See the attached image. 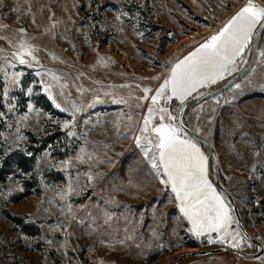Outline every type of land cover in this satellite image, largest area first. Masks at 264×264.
I'll use <instances>...</instances> for the list:
<instances>
[{"label":"rangeland","instance_id":"374dc122","mask_svg":"<svg viewBox=\"0 0 264 264\" xmlns=\"http://www.w3.org/2000/svg\"><path fill=\"white\" fill-rule=\"evenodd\" d=\"M244 2L0 0V92L8 93L0 98V264H165L202 250L175 194L154 177L136 147L134 137L142 135L139 126L151 103L139 98L144 87L153 90L149 97L154 94L166 69L218 31ZM253 2L264 7V0ZM21 28L35 48L30 67L12 58ZM99 58H107V66ZM246 66L239 65L233 76ZM16 72L22 73L21 83L12 87L8 81ZM248 79L237 82L241 89L203 102L198 122L192 108L183 122L190 130L198 123L246 231L264 247V63ZM73 105L82 109L75 120ZM159 106L178 113L181 105L174 99ZM105 213L112 217L108 223ZM241 246L249 249L245 253L259 250L247 241ZM225 256L178 264H225ZM239 259L264 264V250Z\"/></svg>","mask_w":264,"mask_h":264},{"label":"snow or ice","instance_id":"6c2138e0","mask_svg":"<svg viewBox=\"0 0 264 264\" xmlns=\"http://www.w3.org/2000/svg\"><path fill=\"white\" fill-rule=\"evenodd\" d=\"M17 10L13 9V11ZM117 19L120 17L118 16ZM3 27L0 25V28ZM24 31L23 28L19 30L21 39L18 50L12 54V58L20 65L30 67V61H36L37 58L34 55L33 45L22 38ZM261 38H264V7L255 5L253 0H245L244 4L218 31L166 69L167 75L155 88L154 94L149 97L153 90L149 87L142 89L144 95L139 99L150 98L151 103L147 105V114L143 116L139 126V132L142 135L134 137L136 147L140 150L151 173L175 194L176 206L191 225L189 229L191 234L196 238L206 236L209 244H227L234 249L240 248L241 243L248 238L239 227L230 230L229 226L234 220L231 214L233 209L226 193L218 191L210 178V157L202 151L198 141L200 135L198 123L189 130L183 122V113L189 98L197 101L206 98L207 94L198 93L199 89L215 85L218 81L233 76V73L239 70V65H248L243 70V79L251 83L248 77L256 71V64L264 63V48L260 46ZM0 39L4 37L0 36ZM249 54H254L251 62L247 58ZM25 57H29L30 60H26ZM106 60L107 58H99L98 63L104 61V66H107ZM12 66L15 67V64ZM21 75L20 72L13 73L9 78V85L19 86ZM53 79L57 77L54 76ZM65 87H67L66 84L61 85V89ZM241 87V83L233 82L227 86V90H239ZM28 91L31 92L32 89L29 88ZM60 94L64 93L61 91ZM7 95L6 90L0 92V98ZM48 99L56 108L65 111L52 95H49ZM174 99L180 102L179 113L170 110L167 106L158 107L161 104L167 105ZM114 102L121 101L114 100ZM216 103H219V100H216ZM92 106L88 105V107ZM142 106L137 104V107ZM29 107L31 108V105ZM73 109L72 120H75L76 113L82 109L76 105H73ZM202 110V103H198L191 109L196 114L197 122L200 120L199 113ZM154 114H157L155 123H153ZM3 115L4 113L0 112V117ZM20 119L25 120L27 117L22 116ZM132 120L133 117L128 115V121ZM62 127L68 128V123L66 122ZM125 127L129 128V131L132 130L130 125ZM68 134L73 135L72 132ZM88 180H92L91 175L88 176ZM69 191H75V189L69 185ZM67 195L68 193L61 194V199H65ZM67 207L71 212L72 206ZM73 218L75 219V216ZM111 219V215L105 213V223ZM236 224L239 225V221H236ZM213 233L216 234L215 239L212 236ZM153 235L155 236L156 233L153 232Z\"/></svg>","mask_w":264,"mask_h":264},{"label":"water","instance_id":"95a60500","mask_svg":"<svg viewBox=\"0 0 264 264\" xmlns=\"http://www.w3.org/2000/svg\"><path fill=\"white\" fill-rule=\"evenodd\" d=\"M253 56H254V54H252L250 62L253 60ZM247 67H248V65L244 69H246ZM243 70L239 71L237 74H235L234 76L230 77L219 88L206 92L205 93V94H207L206 98H204V99H202L200 101H197V100L188 101L187 102V107L185 109V112H187L188 110H190L193 107H196L198 103H203V102L207 101L210 98L216 97V96L221 95L222 93H224L227 90V86L230 83H233V82L237 83L238 81H240L243 78V76H244V71ZM178 113H179V110H178ZM184 113H183V116H184ZM198 141H199V143L201 145V148H203L209 154V156L212 159L213 165L215 166V167L212 166L213 184H214V186L217 187L218 191L226 193V196L228 198V202L230 203V205H231V207L233 209L232 215L234 217V221H235L236 227H239L240 231L244 235L247 236V238H248L247 242H249V243H251L253 245H256L259 248V250L257 252H255V253H245V252L239 251L237 249H231V248H227V247H219V248L207 249V250H196L194 252L181 253L178 256H176L173 260H171L169 262H166L165 264H178L182 260L187 259V258L209 256V255L218 254V253L232 254V255H235V256L241 257V258H256V257H258L263 252L264 247L259 241H257L255 238H253L246 231V229H245V227L243 225L242 219H241L240 211H239L237 205L235 204L233 197L231 196V194L226 190V188L222 184V182L220 180V177H219V162H218V158H217L216 152L200 136L198 137ZM236 221H239V225L236 224Z\"/></svg>","mask_w":264,"mask_h":264},{"label":"crops","instance_id":"0c3cea01","mask_svg":"<svg viewBox=\"0 0 264 264\" xmlns=\"http://www.w3.org/2000/svg\"><path fill=\"white\" fill-rule=\"evenodd\" d=\"M228 80V79H227ZM226 81V80H225ZM225 81H223V82H225ZM222 82V83H223ZM202 151H204L205 152V154L208 156V153L202 148ZM209 165H210V161H209ZM209 175H210V178L212 177V175H211V170H210V166H209ZM212 180V179H211ZM213 182V181H212ZM232 214V213H231ZM233 216V215H232ZM184 218V217H183ZM184 221H185V223L187 224V226H188V228L190 229V227H191V225L188 223V221L186 220V219H184ZM230 227V230H235L236 229V225H235V221L233 220V223L229 226ZM200 239H201V244L203 245V246H211V245H220V247H227V248H231L229 245H227V244H218V243H214V244H209L208 242H207V237L206 236H202V237H200ZM192 248H194V247H192ZM240 248H242V246L240 247ZM231 249H234V248H231ZM239 249V248H238ZM195 250H197V249H195ZM223 254H226L227 256H225V258H222L223 260H222V262H225V264H243L242 262H241V260L239 259V257L237 258V256L236 257H234L235 255H232V254H227V253H223Z\"/></svg>","mask_w":264,"mask_h":264},{"label":"trees","instance_id":"16d2710c","mask_svg":"<svg viewBox=\"0 0 264 264\" xmlns=\"http://www.w3.org/2000/svg\"><path fill=\"white\" fill-rule=\"evenodd\" d=\"M0 106H1V100H0ZM0 109H1V107H0ZM208 156H209V154H208ZM18 161V160H17ZM17 161L15 162V163H17ZM23 160H21L20 159V161L18 162V165H21V164H23ZM212 160H211V157H210V167H211V165H212ZM17 165V164H16ZM211 179H212V177H211ZM220 247V245H211V246H202V247H200V249H204V250H207V249H214V248H219ZM241 251H243V252H249V249L248 248H245V247H242V248H239Z\"/></svg>","mask_w":264,"mask_h":264},{"label":"built area","instance_id":"2783aa9c","mask_svg":"<svg viewBox=\"0 0 264 264\" xmlns=\"http://www.w3.org/2000/svg\"><path fill=\"white\" fill-rule=\"evenodd\" d=\"M215 235H216L215 233L212 234V236H213L214 239H215ZM215 244H216V243H215Z\"/></svg>","mask_w":264,"mask_h":264}]
</instances>
